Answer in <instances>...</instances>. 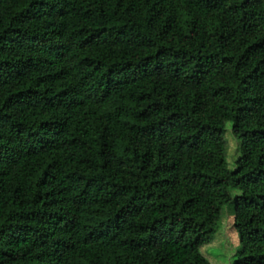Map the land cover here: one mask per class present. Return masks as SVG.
<instances>
[{"label": "trees", "instance_id": "trees-1", "mask_svg": "<svg viewBox=\"0 0 264 264\" xmlns=\"http://www.w3.org/2000/svg\"><path fill=\"white\" fill-rule=\"evenodd\" d=\"M0 264H264V0H0Z\"/></svg>", "mask_w": 264, "mask_h": 264}, {"label": "rangeland", "instance_id": "rangeland-1", "mask_svg": "<svg viewBox=\"0 0 264 264\" xmlns=\"http://www.w3.org/2000/svg\"><path fill=\"white\" fill-rule=\"evenodd\" d=\"M227 140H228V161L231 168L234 167V164L239 156L240 151V143L234 138V136L231 133V126L228 128L227 133ZM224 230L221 234H219L217 238V242L212 246L216 250H205L206 254L210 257V259L213 260H219V259H226V261L233 258L235 252L237 251V240L233 236L230 230L229 224L225 225Z\"/></svg>", "mask_w": 264, "mask_h": 264}]
</instances>
